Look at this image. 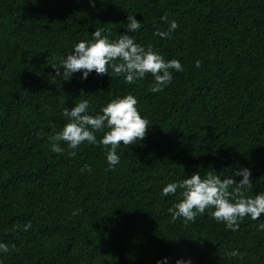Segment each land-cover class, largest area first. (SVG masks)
<instances>
[{"label":"trees","instance_id":"obj_1","mask_svg":"<svg viewBox=\"0 0 264 264\" xmlns=\"http://www.w3.org/2000/svg\"><path fill=\"white\" fill-rule=\"evenodd\" d=\"M94 4L0 0V243L11 248L0 251V264H264V214L246 216L237 231L211 209L194 222L173 221L179 190L162 195L197 172L239 183L241 168L251 171L246 195L264 192V0ZM128 15L141 23L134 33ZM163 16L178 24L169 38L154 35L169 28ZM97 29L112 42L131 35L184 71L173 70L156 93L150 73L127 84L110 66L86 80L82 72L53 79L60 60ZM128 94L149 130L144 140L118 146L116 166L99 144L82 143L74 157L64 142L63 154L51 151L49 137L68 122L66 107L87 100L95 116Z\"/></svg>","mask_w":264,"mask_h":264},{"label":"clouds","instance_id":"obj_2","mask_svg":"<svg viewBox=\"0 0 264 264\" xmlns=\"http://www.w3.org/2000/svg\"><path fill=\"white\" fill-rule=\"evenodd\" d=\"M94 7V0H89ZM127 32L134 33L140 29L141 23L135 16L127 17ZM161 21L169 23L168 17H161ZM178 28L173 20L169 23L167 31H156L154 35L161 38H169L170 33ZM60 67L55 69L53 79L60 77L64 81L71 79L72 75L82 72V79H87L89 73L105 75L111 67L112 74L123 77L127 84H133L137 80L150 73L154 83L150 88L153 93L162 92L172 82V71L183 72L184 68L178 60L165 61L164 57L153 50L151 46L142 47L136 43L131 35H120L118 40L112 42L103 34V29H97L92 34L91 41L81 40L74 46V50L60 60ZM195 66L201 67V61L197 60ZM138 100L131 94L111 99L102 107L95 116L88 114L89 104L87 100L80 101L69 110L63 111V116L68 122L61 131L49 137L51 151L63 154L65 149L60 146L64 142L68 148V155L74 157L78 146L87 142L90 145H103L107 150V161L111 167L120 162L117 148L121 144L132 145L137 140L146 138L149 130V121L143 118L137 109ZM105 129H107L105 131ZM103 133L98 141L96 133ZM110 147V150H108ZM91 169L85 165V169ZM234 175L242 176L237 183L234 178L223 180L219 175L207 172L205 177L200 173H194L181 182H173L163 187L162 195L176 194L179 190V201L169 209L173 221L182 218L184 223L194 222L197 215H203L211 209V216L219 223L225 224L228 229L237 231L239 222L246 216L253 221L258 220L264 214V192L259 195L249 196L246 193L252 188L251 171L241 168ZM232 188L231 191L229 189ZM31 228V222L24 226L27 231ZM259 229L264 231V223L259 224ZM14 248V245L12 246ZM0 251L10 252L9 245L0 243ZM230 257L240 256L241 253L232 251ZM159 264V262H158ZM177 264H185L178 260ZM188 264H191L189 261Z\"/></svg>","mask_w":264,"mask_h":264}]
</instances>
